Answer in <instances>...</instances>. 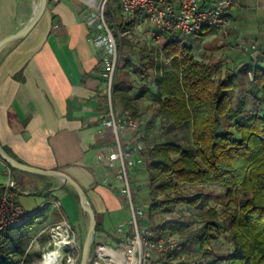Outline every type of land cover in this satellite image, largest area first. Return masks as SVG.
I'll return each mask as SVG.
<instances>
[{"label":"crops","instance_id":"1","mask_svg":"<svg viewBox=\"0 0 264 264\" xmlns=\"http://www.w3.org/2000/svg\"><path fill=\"white\" fill-rule=\"evenodd\" d=\"M39 1L0 0V42L32 20ZM85 1L95 0H49L47 11L34 30L1 52L0 141L20 163L61 172L74 179L95 210L100 228L97 242L117 245L124 237L120 228L129 227L130 211L122 195L121 163L108 160L116 151V145L112 130L104 125L108 91L106 67L102 52L93 42ZM258 10L262 11L260 19H257ZM229 16L230 39L225 40L219 32L210 29L201 36L188 38L205 41L204 46L197 43L196 56L211 62L215 53L214 57L221 63L226 61L231 70L250 64L230 68L233 60L221 57L223 48L229 46L233 38L240 40L237 47L243 53L252 56L254 50L258 51V65L264 67V31L261 29L264 28V0H239ZM242 22L244 27H240ZM129 39L136 43L134 36ZM143 41L157 47L150 40ZM213 41L215 44L207 48ZM157 48L161 51V64L155 67L160 65V69L150 68L146 81L141 80L139 61L132 57L135 67L130 75L136 81L132 95L147 91L138 105L140 100H152V83L163 68L170 65L171 60L164 55L162 47ZM205 49L209 54L200 56ZM147 54H142L140 61ZM219 64L216 66L220 71ZM139 132L129 130L123 134L126 150L140 146L144 151ZM143 151L133 153L135 163L130 173L134 186L140 187L138 200H145V196L151 200L149 168ZM9 179L18 183L17 201L26 211L39 214V224L52 228L66 219L74 228H88L89 219L76 191L63 180L13 169L0 158V187Z\"/></svg>","mask_w":264,"mask_h":264},{"label":"trees","instance_id":"2","mask_svg":"<svg viewBox=\"0 0 264 264\" xmlns=\"http://www.w3.org/2000/svg\"><path fill=\"white\" fill-rule=\"evenodd\" d=\"M114 1L116 8L108 2L105 18L118 51L122 52L123 47H132V41L121 38L119 33L132 30L139 20L126 17L120 0ZM187 40H172L162 46L164 55L171 60L170 65L156 76V92H150L158 101V114L165 124L192 125L195 153L175 142L149 146L156 122L140 126L143 137L139 141L148 147L150 217L176 207L198 209L205 224L203 229L190 232V223L181 219H163L157 229L184 240L185 253L193 247H205L214 239L213 232L220 230L218 211L206 209L203 194L192 198L178 190L185 186H220L237 205L229 223L234 251L226 257L210 254L214 256L213 262L264 264V67L253 61L238 70L228 71L225 78L217 80L218 66L199 59ZM146 60L145 57L138 62L142 82L150 77ZM134 67L132 57L127 58L124 66H117L112 99L117 111L128 112L137 119L140 117L138 101L147 91L132 95L133 85L127 83L126 77ZM250 72L254 80L250 79ZM245 88L246 93L237 98ZM39 218V214H35L13 228L20 241L32 234L39 225ZM99 230L98 224L97 233ZM7 243L14 248H6ZM14 256H19L20 260L16 261ZM37 257L40 254L22 251L11 235L0 240V264H33ZM157 264L183 263L177 261L175 254L168 253ZM197 264L204 263L198 261Z\"/></svg>","mask_w":264,"mask_h":264},{"label":"built area","instance_id":"3","mask_svg":"<svg viewBox=\"0 0 264 264\" xmlns=\"http://www.w3.org/2000/svg\"><path fill=\"white\" fill-rule=\"evenodd\" d=\"M108 2L109 0L85 1L86 19L93 31L94 45L102 52L106 67L108 105L104 125L112 130L116 145V151L108 156V160L121 163L120 176L124 182L122 195L131 218L128 229L120 228L124 233L121 243L109 245L96 241L90 264H157L168 253L175 254L180 263L197 264L185 257L184 243L179 236L153 228L150 206L141 208L133 197L130 168L135 163L132 161L133 153L142 150V147L126 150L123 134L129 130L139 131L141 125L130 113L117 111L113 103V85L120 57L116 39L105 18ZM238 2L239 0H120L122 13L126 17H138L141 20L135 25L134 32L142 33L144 39L150 40L157 47H162L168 41L201 36L209 29L219 32L225 40L228 39L231 25L229 14ZM124 34L132 37V31ZM135 41L138 43V39ZM257 54L256 50L252 52L255 62ZM249 77L254 80L253 72L249 73ZM17 188L18 183L13 179L0 187V234L20 226L35 215L26 211L17 201ZM50 234V246L43 253L39 264H80L81 247L77 245L73 225L64 219L51 228ZM210 264L228 263L221 261Z\"/></svg>","mask_w":264,"mask_h":264},{"label":"rangeland","instance_id":"4","mask_svg":"<svg viewBox=\"0 0 264 264\" xmlns=\"http://www.w3.org/2000/svg\"><path fill=\"white\" fill-rule=\"evenodd\" d=\"M110 5L114 8H116V4L114 0L109 1ZM258 14L257 19L261 18L262 11L258 10L256 11ZM259 22V20H257ZM241 25V26H240ZM240 27H244L245 23H240ZM264 31V28H261ZM135 31V30H134ZM132 31V36L138 39V43H131V48L123 47L122 52H119V64L118 67L124 66V64L127 61L128 57H134L137 58L136 60L140 61V57L142 58V54L145 55V53H148L146 56L147 61L145 62L148 68L151 69H160L159 67H155L156 64L160 63L161 58V51L159 48H155L152 45H149L144 40V35L140 32H134ZM135 33V34H133ZM121 38H129V34L125 35L123 32L119 33ZM243 36V34H242ZM230 39V38H229ZM198 39H188L187 43H190L194 46L195 49H198V44H202V46L205 45V41L203 38L200 40ZM240 40L236 41L235 39L230 40V45L223 48L221 52V57L223 56L224 59L229 57L233 60V62H230L229 67L230 68H237L240 67L243 63H252L255 58L251 56L250 54L243 53L237 45ZM209 44H215L214 41L207 44V48L210 46ZM206 48V47H205ZM218 48L214 49L217 50ZM208 52V51H207ZM206 52V49L200 54H209ZM152 53V54H151ZM151 54V55H150ZM214 54H212L211 63L213 64H219L220 65V71L218 68L217 73H215V77L218 79L225 78V75L228 71H231V69L227 68V63L225 62H219L216 57H214ZM149 55V56H148ZM157 59V60H156ZM236 60L238 62H236ZM153 61L154 64L151 65L150 62ZM161 64V63H160ZM150 74V73H149ZM154 75V73H151ZM118 76V74H117ZM128 83L131 85L135 84V78L131 75H129L127 79ZM151 90L153 92H156V82L152 83ZM246 88L243 89L241 93L238 94L237 98L242 96L244 93H246ZM152 100H140L139 102V110H140V117L137 118L138 123L141 126H146V124L150 121H155L157 123V128L155 130V134L151 140V144L149 146H154L155 144L159 143H165V142H175L180 143L183 145L189 152L195 153V148L193 146L192 142V125L186 124L183 127H176L172 124H165L160 118L158 114V101L156 100V97L154 93L150 96ZM140 137H143V133H139ZM138 147V146H137ZM148 147L145 146L144 151L138 150L137 152H144V158L146 159V167L149 168V161H148V153H147ZM132 161H135V159H132ZM130 179L133 187V197L135 201H138V204L141 208H145L147 206H150L151 200L146 198L145 200H138V194L140 187H135L134 182L131 177L130 173ZM178 192L189 195L192 198H195L197 195L203 194L205 196L204 202L207 205L206 209H216L219 214V220L217 221V224L220 227L219 231H214V239H212L208 244L205 245V247H193L190 248L186 253L184 252L185 257L190 262H203V263H210L213 262L214 256L217 257H226L229 254H231L234 251V242L231 238V232L229 230V223H230V217L234 210L237 208L236 203L230 199L227 194L226 190L220 186H207V187H192V186H185L181 187ZM163 198V197H161ZM131 218V217H130ZM163 219H172V220H186L190 223V232L203 229L205 227V224L202 222L201 218L199 217V210L198 209H189L186 206L182 207H176L173 208L170 212H164L160 213L159 215L153 217L151 219V223L155 226V228H159L160 222ZM130 224V221L128 222V225ZM74 228V227H73ZM75 232L77 236V245L81 247L80 252L82 253V246L87 234V230H84L83 228L79 226H75ZM51 228L45 224H39L34 229L32 234L25 237L22 241L19 240V234L16 229H9L6 232L3 233V235L0 234V240H2L3 236L11 235L14 238L15 242L19 243V247L22 251H24L27 254L31 253H38L40 254V257L35 258L33 264H39V262L42 259V255L44 252L47 251L49 247V243L51 242ZM184 238V237H182ZM185 239V238H184ZM97 241V240H96ZM184 241V240H183ZM6 248L12 249L14 248V245L7 243ZM210 254H213L214 256H210ZM94 257V253L92 255ZM16 261L20 260L19 256H14Z\"/></svg>","mask_w":264,"mask_h":264},{"label":"water","instance_id":"5","mask_svg":"<svg viewBox=\"0 0 264 264\" xmlns=\"http://www.w3.org/2000/svg\"><path fill=\"white\" fill-rule=\"evenodd\" d=\"M48 2L49 0H40L37 12L35 16L32 18V20L19 32L5 38L0 42V54L3 51V49L7 47L9 44L25 39L34 30V28L38 25V23L45 15L48 8ZM0 158L13 169L35 175H42L46 177L61 179L64 181L66 185L72 187L76 191L79 197L80 206L83 212L85 213V215L89 219L87 235L85 237L82 246V255H81L80 264H90L91 257L94 253V249L96 245L98 220L95 210L92 207L84 189L74 179H72L71 177H69L64 173L37 169L28 165H24L19 161L13 159L3 147L1 141H0Z\"/></svg>","mask_w":264,"mask_h":264},{"label":"flooded vegetation","instance_id":"6","mask_svg":"<svg viewBox=\"0 0 264 264\" xmlns=\"http://www.w3.org/2000/svg\"><path fill=\"white\" fill-rule=\"evenodd\" d=\"M82 255V254H81Z\"/></svg>","mask_w":264,"mask_h":264}]
</instances>
